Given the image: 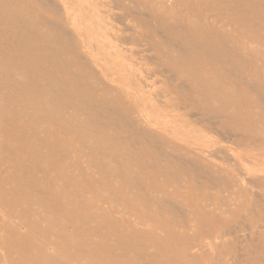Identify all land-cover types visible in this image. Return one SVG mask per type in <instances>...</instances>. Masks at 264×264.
<instances>
[{
	"label": "rangeland",
	"instance_id": "374dc122",
	"mask_svg": "<svg viewBox=\"0 0 264 264\" xmlns=\"http://www.w3.org/2000/svg\"><path fill=\"white\" fill-rule=\"evenodd\" d=\"M52 1L64 15V4L60 0ZM62 1L69 7V17L64 16L61 21L68 33L65 38L83 57L82 67H91L94 71L89 69L90 74L95 72L113 89L123 91L126 102L138 104L139 113L144 117L137 125L126 111L115 107L112 110L105 103H97L91 110L83 108V112H79L82 123L77 128L80 135L76 139L85 133L81 139L85 146L80 148L59 145L58 141L67 137H60V127L49 120L35 118L37 123L50 127L56 136L59 149L54 152H50L53 144L50 142L44 144L45 149L34 151V138L21 130V125L34 120L32 114L14 117V123L11 120L0 124V132L10 137L0 138V179L5 182L0 186V264H21L27 261V254L34 259L32 263L52 264L50 261L35 262L36 258L30 257L32 249L38 245L40 250L54 248L69 261L82 256L84 264V259L89 257L88 248L93 244V232L89 229L93 230L95 224L100 228L109 222L120 229L138 227L145 232L142 237L150 236L151 240L159 239L164 243L159 247H147L146 254L186 252L170 241L165 232L169 227L175 229L177 235L186 230L189 235L219 238L205 242L204 253L210 264H264V136L256 134L254 141L257 143L253 145L254 141L250 142L248 132L243 130L247 129L248 121L237 122V118L227 114L226 119L231 121L224 126L223 118L206 112L204 105L195 102L191 82L168 69L166 60L156 51L158 42L173 47L177 42L170 41V33L156 27L151 16L175 19L173 24L180 22L187 29L197 24L195 16L187 15L186 7L175 0H124L125 9L116 8L117 0ZM245 1L239 0L238 6L242 7L241 2ZM173 14L180 17L177 19ZM74 15L75 24L70 20ZM43 16L54 23L57 21L50 11ZM134 17L145 22L146 29L137 27ZM256 21L258 23L252 28L260 35L264 33L260 24L264 19ZM204 30L206 26H202L201 31ZM243 31L235 35L246 37ZM253 46L264 51L261 42ZM239 71L234 79L241 85ZM257 82H264L263 74H257ZM251 84V93L248 89L236 92L238 101L248 110L249 107L253 110L249 104L251 100L264 107L260 88L256 83ZM80 92L88 90L80 89ZM250 94L254 96L252 99ZM65 104L61 110L72 113L71 103ZM97 110L101 116L97 115ZM252 120L260 122L258 116H253ZM105 131H110L112 137H119V144L104 146V137L100 135ZM19 133L22 139L14 144L13 137ZM94 133L97 136L91 137ZM18 156L19 163L15 160ZM78 160L81 162L79 169L75 165ZM58 161L66 168L59 167ZM183 163L186 164L182 166ZM25 164L30 167L25 169ZM110 168L120 171L114 176L109 174ZM107 174L109 177L105 176ZM182 174L188 177L187 181H179L178 176ZM77 176L83 177V181L77 180ZM117 182L124 186V195L112 192ZM177 188L182 194H175ZM140 190L149 200L139 197ZM206 191L210 199L201 202ZM158 192L163 195L161 198L156 197ZM5 195H8L6 199ZM219 196L223 199L221 203L217 201ZM147 200L151 208L137 211ZM90 204L99 205L101 212L93 214V222L86 225L84 217L88 211L85 207ZM91 209L92 206L90 212ZM218 225L221 233L214 230ZM65 237L66 242L61 245ZM68 244L81 246L82 250L69 256L59 248L64 246L67 250ZM229 244H233V248L228 247ZM138 253L139 264H157V261L151 263L142 249ZM167 258L160 264H174V258ZM126 260L138 264L136 252L128 251L122 262Z\"/></svg>",
	"mask_w": 264,
	"mask_h": 264
},
{
	"label": "bare ground",
	"instance_id": "6f19581e",
	"mask_svg": "<svg viewBox=\"0 0 264 264\" xmlns=\"http://www.w3.org/2000/svg\"><path fill=\"white\" fill-rule=\"evenodd\" d=\"M60 1L64 4V15L60 12L57 3L52 0H0V124H3L4 121L10 123L11 120L14 123L13 120H16L14 117L21 118L32 114L34 120H30L26 125H21L20 128L34 138V151L45 149L44 144L48 142L53 143L49 147L50 152L59 149L58 144L65 145L66 148L67 146L73 148L85 146L84 141L81 140L85 133L80 136L82 138L76 139L80 135L77 128L82 123L80 113L83 112V108L91 110L97 103H105L112 110L115 107L124 113L126 111L125 114L129 115V119L137 125L144 117L139 113L138 104L126 102L123 98V95H125L123 91L113 89L106 79L102 81L99 76L95 75V72L90 74L89 71H94L91 67L88 66V69L82 67L80 61L83 60V57L75 51L77 49L71 46L72 44H69L68 39L65 38L68 33L66 34L63 29L64 25L61 24V21L64 16L65 18L69 17V7L67 3ZM175 1L185 6L188 12L187 15H194L198 22L191 29H187L180 22L173 24L172 21H175V19L171 21V18L163 19L150 15L152 23L166 33L168 31L171 35L170 39L168 38L170 41L177 42L174 47L165 45L169 43L158 42L155 45L158 55L162 60H166L168 69L174 71L184 81L191 82L192 92L196 95L195 102L204 105L205 111L210 112L214 117L223 118L225 120L223 122L224 126L230 123L231 120L226 119V117L228 118L227 114H231L233 119L237 118L239 120L237 122L248 121L247 129L244 128L243 130L248 132L250 142L256 140V134L264 136V107L260 106L261 103L251 100L249 104L253 106V110H251V107L248 110L238 101L236 96L239 89H248L247 92L251 93L253 86L251 83H256L264 98V82L261 84L257 82V74L264 75V51L253 46L254 43L261 42L264 47V33L256 35L252 28L258 23L256 20L264 19V2H261V0H246L241 2L243 6L240 7L238 6L239 0ZM116 8L125 9L124 0H117ZM71 10L74 13V9L71 8ZM48 11L54 17H57L58 22L54 23L51 19L43 16ZM210 16L212 17L211 21H209ZM174 17L178 19L180 16ZM70 20L75 24L76 16L74 15ZM134 20L137 21V27L140 26L146 29L147 24L145 25V22L142 23L139 18L135 17ZM260 24L264 29V23ZM202 26H206L204 32L201 31ZM241 29L246 32V37L235 35ZM111 37L118 39V36H114V34H111ZM123 43L125 42L123 41ZM187 44L192 47V50L189 49L190 47ZM180 45H183L184 48ZM202 62L205 65H202ZM228 64L231 66L227 67ZM231 68L233 69L231 70ZM238 71L241 80H243L241 85H239L238 80L234 79V75ZM246 81L251 83H245ZM80 89H87L88 92H80ZM253 97L250 94L249 98L252 99ZM65 103H71L72 113L61 110V106H65ZM97 115L101 116L99 110H97ZM253 116H258L260 122H254L252 120ZM35 118L43 119L42 121L46 119L55 123L60 127V137L65 135V137L71 138V141L67 137L66 139L62 137V140L58 141L51 128L46 124L37 123ZM94 131L96 132L97 129ZM109 133L110 131L101 133L100 137H104L102 144L104 143V146L119 144V137H112ZM95 135L96 133L90 136L95 137ZM0 138L10 139L3 132H0ZM21 139L22 135L20 133L16 134L13 137L14 144ZM55 141H58V144ZM256 143L257 141H254L253 145ZM177 147H179L178 149L181 148L180 145H177ZM15 160L19 163L20 157L18 156ZM185 164L183 163L182 166ZM25 165V169L30 167L29 164ZM58 165L66 168V165H63L62 162L58 161ZM75 165L78 169L81 168L79 160L75 162ZM73 167L74 165L68 171ZM108 170L109 174L114 176L120 171L111 168ZM217 174H219L218 171ZM105 176L109 177L108 174ZM178 177L179 181L188 180V177L183 174ZM75 178L83 181V177L77 176ZM115 180L117 181V179ZM229 183L231 182L229 181ZM3 185H5L4 179H0V186ZM116 185L117 187L112 192L124 195V186L118 182ZM194 187L192 186V188ZM158 193L159 196L156 197L161 198L163 195L161 192ZM175 194L180 195L182 193L177 188ZM7 196H3L4 199ZM141 196L146 197V199L149 197L140 190L139 197ZM201 197V202H208L210 199L207 191ZM148 200L144 206H139L137 211H143V207L151 208ZM76 201L75 203H77ZM217 201L221 203L223 199L219 196ZM94 205L96 207H93ZM85 209L88 212L87 217H84V223L88 222V225H90L95 218L93 214H99L101 208L97 204H90ZM202 209L205 210V207ZM151 221L153 222L152 219ZM94 222L96 223V220ZM109 224L110 222L104 223L103 227L100 228H98V224H95L93 230L89 229L93 232V234L90 232L93 244L88 248L89 257L86 261L84 259V264H134L128 260L122 262V258L127 257L128 251L136 252L137 263L139 264L138 252L141 249L143 255L147 256L151 263L157 261V264H160L168 259L167 257H171L174 258V264H183L186 261L190 264H201L203 262L210 264L208 263L210 259L204 253L205 242H213L219 239L210 236L189 235L186 230L177 235L174 232L175 229L168 227L165 232L170 236V241L186 250V252L183 254H146L147 247H159L164 243L159 239L152 238L151 240L150 236L142 237L145 232L139 231L138 227H131L130 230H127ZM198 229L201 232L199 227ZM214 230L221 233L222 228L218 225ZM64 242H66V237L61 239L60 244L62 245ZM68 246L67 250L63 249L64 246H59V248L69 256L75 255L74 253L77 250H82L81 246L79 248L69 244ZM228 247L233 248V244H229ZM35 248L30 253V257L36 258L35 262L50 261L52 264H82V256H76L72 261H69L67 258L61 257L52 247L40 250L38 245ZM32 262H34V259L31 260L27 254V261L25 260L21 264H35Z\"/></svg>",
	"mask_w": 264,
	"mask_h": 264
}]
</instances>
